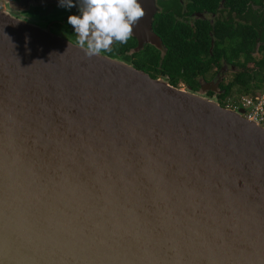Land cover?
<instances>
[{
	"label": "water",
	"instance_id": "1",
	"mask_svg": "<svg viewBox=\"0 0 264 264\" xmlns=\"http://www.w3.org/2000/svg\"><path fill=\"white\" fill-rule=\"evenodd\" d=\"M138 2L134 52L163 55ZM218 83L175 88L0 10V264H264V129Z\"/></svg>",
	"mask_w": 264,
	"mask_h": 264
},
{
	"label": "trees",
	"instance_id": "2",
	"mask_svg": "<svg viewBox=\"0 0 264 264\" xmlns=\"http://www.w3.org/2000/svg\"><path fill=\"white\" fill-rule=\"evenodd\" d=\"M188 1L186 0L187 4H189ZM220 1L193 0V8L213 14L216 13ZM251 4L262 9L264 0H225L224 6L229 5L231 9H236L237 14L243 16V23H231V19L225 21L220 10L218 11L220 17L216 18L212 26L206 21L197 23L193 41L188 40L191 30L187 25L178 22L172 14L158 15L154 22V31L162 39L166 53L162 57L155 48H148L141 62L144 63L149 74L146 70L142 71L152 79L161 73L168 77L169 85L178 88V85L182 83L195 91V87L198 86L197 79L204 77L205 71H210L213 65L220 67V61L224 59L226 63L235 65L238 70L227 83L220 84L221 94L218 96L220 105L224 99L232 95L235 89L238 94L252 93L262 89L264 86V12L258 15L256 11H251ZM211 40L214 41V45L210 51ZM207 67H209L208 70Z\"/></svg>",
	"mask_w": 264,
	"mask_h": 264
},
{
	"label": "flooded vegetation",
	"instance_id": "3",
	"mask_svg": "<svg viewBox=\"0 0 264 264\" xmlns=\"http://www.w3.org/2000/svg\"><path fill=\"white\" fill-rule=\"evenodd\" d=\"M42 0H32L27 7V10H21L19 7L18 9L12 10L10 6H8V3H17L19 0H2L0 1V9L1 10H7L11 12V14L15 16H21L25 20L38 24L42 27L48 28L53 32L54 34L63 37L73 43L76 44V34L74 33V30L71 25L67 23V17L69 15H79V7H81L80 0H73V3L76 5L73 8H66L61 6V1L59 2V5L53 4L49 6V8H43L41 7L38 2H41ZM139 1V0H138ZM189 4L186 3V0H155V6H156V12L154 13V16L152 18V31H154V22L158 15L162 13L166 14H172L173 18L176 19L181 24L187 25L189 29L191 30L190 37L188 40H194L193 39V33L194 29L197 26V23L199 21H206L209 23V25H213L212 23L216 20V18L220 17V12L222 11V18H225V21H228L229 19L232 20L231 23H243V16L237 14L236 9H231L229 5L224 6L225 0H221L219 7L216 11V13L213 14H207L205 11H197L195 10L193 0L188 1ZM3 7V8H2ZM241 11V8L239 9ZM250 10L253 12H257L258 15H260L263 11V8L260 9L259 6L250 5ZM260 10L261 12H259ZM25 11V12H24ZM205 27V25H203ZM156 34V33H155ZM210 34V33H209ZM157 35V34H156ZM158 36V35H157ZM160 38V36H158ZM162 45L163 41L160 38ZM211 40V46L213 47L214 41L212 44ZM138 46V41L136 37L133 35L129 39V41L126 44H119V43H113L111 46V50L108 52H102L101 54H104L110 58L118 59L123 61L124 63L134 66L140 71L146 70V66L141 61L144 59L142 58L143 54L147 51L148 48H151L153 46L149 44H143V46L140 48L138 52H134L136 47ZM154 48V47H153ZM163 55L162 50L156 49L158 52L161 53L162 57L165 56V48L163 45ZM255 53H257V49L255 50ZM148 69V68H147ZM209 67H207V70ZM238 68L235 65L228 64L223 59L220 61V67H215L213 65V68L209 71H205L204 77H199L198 80V86L195 87V91L199 90L202 83L208 84V89L206 90V96L213 97L214 94L212 92V89L219 81V87L217 90H220V84L225 83L228 75L236 73ZM147 71V70H146ZM144 72V71H143ZM214 72V73H213ZM149 74V72L147 71ZM153 79H162L168 82V77L162 75L159 73L157 77ZM231 79V78H230ZM183 86L185 89L190 88L185 84L180 83L178 85V88Z\"/></svg>",
	"mask_w": 264,
	"mask_h": 264
},
{
	"label": "clouds",
	"instance_id": "4",
	"mask_svg": "<svg viewBox=\"0 0 264 264\" xmlns=\"http://www.w3.org/2000/svg\"><path fill=\"white\" fill-rule=\"evenodd\" d=\"M79 15H69L67 23L76 34V44L89 57L111 50L113 43L126 44L133 27L145 16L138 0H80ZM73 8V0H61Z\"/></svg>",
	"mask_w": 264,
	"mask_h": 264
},
{
	"label": "built area",
	"instance_id": "5",
	"mask_svg": "<svg viewBox=\"0 0 264 264\" xmlns=\"http://www.w3.org/2000/svg\"><path fill=\"white\" fill-rule=\"evenodd\" d=\"M221 106L233 111L242 109L244 119L254 122L264 129V86L252 93H243L236 97L229 96L223 100Z\"/></svg>",
	"mask_w": 264,
	"mask_h": 264
},
{
	"label": "rangeland",
	"instance_id": "6",
	"mask_svg": "<svg viewBox=\"0 0 264 264\" xmlns=\"http://www.w3.org/2000/svg\"><path fill=\"white\" fill-rule=\"evenodd\" d=\"M0 1H2V0H0ZM44 0H42L41 2H43ZM9 6V5H8ZM3 8V7H2ZM1 10V9H0ZM2 11H7V10H2ZM263 11H264V7H263ZM7 12H9V11H7ZM9 13H11V12H9ZM257 53H255L254 54V56L256 57L257 55H256ZM251 67V66H250ZM229 77L227 78V80H226V83L230 80V78H232V74L230 75H228ZM181 89H185L183 86H181L180 87ZM234 90V89H233ZM236 90L237 89H235L233 92H232V95H231V97H236V96H238V95H240V94H238L237 92H236Z\"/></svg>",
	"mask_w": 264,
	"mask_h": 264
}]
</instances>
